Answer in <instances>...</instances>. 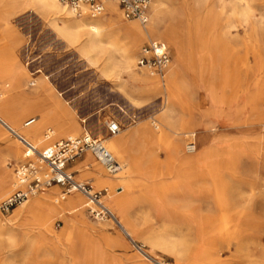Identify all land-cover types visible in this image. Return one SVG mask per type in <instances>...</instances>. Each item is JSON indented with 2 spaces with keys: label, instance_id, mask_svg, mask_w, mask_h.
<instances>
[{
  "label": "rangeland",
  "instance_id": "1",
  "mask_svg": "<svg viewBox=\"0 0 264 264\" xmlns=\"http://www.w3.org/2000/svg\"><path fill=\"white\" fill-rule=\"evenodd\" d=\"M220 3V0H168L167 8L171 11L167 21H171L180 34L179 42L185 48L192 27L197 29L198 38L207 40L210 47L208 53L192 52V58L186 63L178 62L184 79L182 88H186L182 113L190 118L194 112L196 120L202 122L201 112L207 111L206 123L197 127L196 136L181 139L182 157L194 154L201 161L199 170L204 179H209L207 195L201 193L197 197L198 192L193 190L191 194L197 202L185 204V210L180 209V199L189 186L180 193L170 185L182 168L176 165L175 173L166 170L170 149L163 146L159 164L150 163L134 174L136 185L131 190V201L124 205L125 212L136 224V244H132L112 220L97 219L83 194L74 192L66 200L57 202L62 190L55 186L31 196L9 215L0 213V223L14 228L17 236L14 246L0 247L3 260H10L11 264H36L37 261L42 264H264V0H225L228 13L221 12ZM230 5L237 6L238 18L229 16L234 8ZM121 20L126 24H141L139 20ZM54 26V17L39 10L32 0H0V64L9 71L0 85L10 84L0 91H11L7 96L5 93L4 98L0 92V102L7 97L14 100V112L34 104L36 109L23 116L22 124L32 118L37 119L32 127L38 124L36 114L40 110L41 115L44 105L54 107L65 120H70L72 105L77 118L87 120V123L81 122L82 125L103 139V136L110 137L107 123L111 120L119 121L126 133L134 119H148L162 108L166 96L163 91L146 102L150 104L145 108L135 109L120 91L116 75L104 74L100 64L87 63L57 36ZM148 38L143 37L138 45L136 65ZM162 41L171 51L173 65H177L176 44ZM204 61L214 63L215 72L206 70L202 80L200 68ZM136 65L139 73L145 72ZM124 78L130 81L125 84L129 89L142 90L141 83L129 80L128 74H124ZM199 107L202 108L199 110ZM44 134L52 135L50 129L44 130L40 150L69 138L65 135L55 138L53 134L50 141L43 142ZM13 141L21 146L18 158L8 153V144ZM190 142L197 146L193 154L187 152ZM23 152V144L0 124V162H6V166H0V180L14 171L16 181L17 167L24 161ZM88 155L89 169L99 166L106 178H117ZM161 168L164 170L161 181L169 185L167 191L164 190L165 197L148 194L144 186ZM81 174L76 171V178L90 181L96 190H104V194L108 191L107 205L113 206V195L123 191L118 189L119 182L110 189L97 187L94 180L78 177ZM215 186L225 192L221 203L230 205L231 212L214 197ZM12 188L0 203L16 186ZM76 195L84 197L82 206L75 203ZM35 198L44 200L42 214L40 211L33 215L18 214L26 211ZM42 215L51 221L49 239L44 242L39 234L43 228ZM24 218L30 221L21 220ZM47 258H51V262L46 261Z\"/></svg>",
  "mask_w": 264,
  "mask_h": 264
},
{
  "label": "bare ground",
  "instance_id": "2",
  "mask_svg": "<svg viewBox=\"0 0 264 264\" xmlns=\"http://www.w3.org/2000/svg\"><path fill=\"white\" fill-rule=\"evenodd\" d=\"M32 2L35 6H37V8H39V10L41 8L54 17V29L57 36L63 39L68 46L74 48L77 53L83 56L87 63L89 62L92 65L100 64L104 74L107 75L111 73V75H116L120 91L125 98L129 100L131 105L135 107V109L145 108V106L150 104L146 102L152 100L158 92L163 91L166 94L162 108L148 119H134L132 124L127 126L128 129L126 133H123L122 129L116 136L104 137L102 135L106 147L122 164V170L116 175H113L117 176V178H106L99 166L95 167V169L84 168L80 171L82 174L78 176L83 179H92L94 180L95 186L106 187L107 189L115 187L118 185L116 182H119L120 187L118 189H123V191L118 193V195H113V206L111 204L107 205L106 201L109 195L107 190H105L107 193L103 198V201L105 202H103V204L113 215L110 220H112L119 227L124 236H126L132 244H136V224L133 223L131 220L132 218H129L128 213L125 212L124 205L131 201V190L136 185L134 174L140 172L142 169H145L150 163L159 164L161 161L160 148L165 146V148L168 147L170 149V163L166 162L168 167L166 170H171L175 173V171H178V167L176 169V165L182 168L180 169L181 171L178 172L180 175H176L178 178L171 182L170 185L180 193L186 190L187 185L189 186L185 196H182L180 199L179 207L181 210H185V204L197 202V199L192 197L191 192L193 190L198 192L197 197L201 193L202 196L203 194L207 195L209 191V179L208 177L207 179H204L202 172L199 170L201 163L199 157L194 156L193 153H191L193 156L188 158L182 157L181 139L183 137L196 136L195 132L197 127H201L206 123L205 118L207 117V111L201 112L204 119L202 122L196 120L194 112L190 118H187L185 114L182 113L184 112L182 107L186 105L183 103V100L185 99H183V94L184 91H186V88H182L184 79L182 78L183 74L181 66L179 65V63H186L189 59H191V55L193 53L196 54L200 51H204L206 53L210 52L208 42H206L207 40L205 41L198 38L197 29L192 26L189 31L187 47L185 48L184 45L179 42L181 37L180 34H178L174 29L171 21H167L169 15H171V11L167 9L168 0H154L148 11L149 22L145 25L137 22L127 24L123 23L121 20V18L124 20L122 10L114 1L106 2L105 11L101 14L102 18L101 16H98L97 18L92 17L96 18L94 20H89L86 15H83V17L80 18L71 9L63 5L60 0H32ZM220 2L221 12L228 13L229 10L225 0H220ZM85 13L88 14L87 12ZM230 15L238 18L237 6L231 9L229 16ZM153 35L168 43H172L173 45L176 44L178 50V57L176 58L177 65H173L172 63L166 69L163 78L151 75L146 71L139 73L135 68V53L137 52L138 45L143 37ZM194 38L196 40V45L194 43ZM190 62L191 61H189V63ZM205 63L207 65H205ZM194 66L195 64L192 67L195 68ZM5 68V66L0 64V80L4 79L9 74V71H6ZM206 70L212 73L213 71L215 72L214 63H210V61L207 63V61H204V64L201 65L200 72L202 80L203 74H205L204 72ZM124 74H128V76H130L129 80L141 83L142 90L134 91L129 89L130 87H127L125 84L130 81L124 78ZM9 87L10 84L8 82L4 85L3 83L0 85V88H4L5 90ZM0 92H2L1 96L3 97L5 93L7 96L11 91L7 90V92ZM59 96L62 97L67 104H71V102L65 100L63 93L59 92ZM213 97H215V93H213ZM7 98L0 102V124L20 143V137H23L38 148L40 146V137L45 129H50L52 135L44 134V138L42 140L43 142H46L47 140L50 141L53 134L55 138H58L61 135L72 137L80 134L82 130H87V127L81 123L84 121L87 123V120L81 119L80 121L77 118L78 114L75 113V108L72 105H70L72 109L69 113L70 120H65L54 107L44 105L41 115L40 110H38V113L36 114L40 122L31 128H26L25 124L21 123V119L24 115H27L36 109L34 104L26 106L21 111L14 112L12 106L16 102H13L14 100L10 101V99ZM187 105H189V103ZM201 108L202 107H199V110ZM162 150L164 149L162 148ZM8 153L18 158L22 153L21 146L15 141L11 142L8 144ZM0 166H6V162H0ZM77 168H79V166ZM163 174L164 170L161 168V170L148 178V184L144 185L147 188L148 194L166 195L164 190L167 191L169 185L164 184L161 181ZM210 176L213 178V174H210ZM13 179L14 171H11V173H8L6 176L1 178L0 199L10 193L13 189L12 187L16 186V181L14 182ZM214 188V197L218 200V203L223 202L226 196L225 192L223 189H220L219 186H215ZM74 199L77 205L82 206V204H84V197L81 195H76ZM43 205V199L35 198L30 203L26 211H19L18 214L27 213L33 215L39 211L40 214H42L41 208ZM224 208H226L229 212L232 210L230 205H224ZM42 216L43 217L40 218V221H42L41 224H43V228L39 234L44 242L49 239V234L47 232L51 221L48 216ZM16 241L17 236L15 229L10 227L6 228L0 223V247L3 245H7L8 247L14 246ZM49 260L51 262V258L46 259V261ZM9 263L11 264L12 261H5L0 257V264Z\"/></svg>",
  "mask_w": 264,
  "mask_h": 264
},
{
  "label": "built area",
  "instance_id": "3",
  "mask_svg": "<svg viewBox=\"0 0 264 264\" xmlns=\"http://www.w3.org/2000/svg\"><path fill=\"white\" fill-rule=\"evenodd\" d=\"M63 5L77 15L87 12L91 17H98L105 11L108 1L117 2L126 20H139L143 25L149 22L148 11L154 0H60ZM172 64L170 49L159 39L149 37L143 45L137 60L139 70L163 78L166 69ZM35 118L25 123L32 126ZM122 130L117 120L107 123L109 136H116ZM25 147L24 161L16 170V190L0 203V213L9 214L16 207L24 204L33 195L45 192L53 186H60L63 191L57 201L65 200L68 195L79 192L88 199V207L97 219L113 217L103 204L104 190H96L89 181H79L68 170L69 163L91 153L109 175H116L122 170V164L106 147L103 139L88 131L82 135L62 139L40 150L29 140L20 137ZM197 146L190 142L187 152L194 153Z\"/></svg>",
  "mask_w": 264,
  "mask_h": 264
},
{
  "label": "crops",
  "instance_id": "4",
  "mask_svg": "<svg viewBox=\"0 0 264 264\" xmlns=\"http://www.w3.org/2000/svg\"><path fill=\"white\" fill-rule=\"evenodd\" d=\"M154 2V1H153ZM117 3V2H116ZM118 4V3H117ZM119 5V4H118ZM152 5V4H151ZM119 7H120V5H119ZM120 9H121V7H120ZM82 15H86V16H88L89 18H91V19H96V18H92L91 16H89L88 14H86V13H83ZM149 36H147V38H148ZM156 39H158V38H156ZM160 40V39H159ZM162 41V40H161ZM166 45V44H165ZM167 46V45H166ZM168 47V46H167ZM138 68V67H137ZM141 71H144V70H141ZM32 127V126H31ZM85 131H88V130H85ZM89 132V131H88ZM72 137H74V136H72ZM62 140V139H61ZM57 143V142H56ZM55 144V143H54ZM53 145V144H52ZM24 152H25V147H24ZM24 152H23V157H24ZM88 154H91V153H87V154H85L83 157H81V158H79V159H77V160H75V161H73V162H71V163H69V165H68V170L70 171V172H72V173H74V174H76V171H81V170H83L84 168H89L88 166H87V161L89 160V155ZM92 155V154H91ZM93 156V155H92ZM94 157V156H93ZM95 158V157H94ZM96 159V158H95ZM24 160V159H23ZM23 162V161H22ZM98 162V161H97ZM79 166V168H77ZM75 176H77V175H75ZM90 182V181H89ZM53 187H55V186H53ZM57 187H59V188H61L60 186H57ZM52 188V187H51ZM50 188V189H51ZM50 189H48V190H50ZM48 190H46L45 192H47ZM61 190L63 191V189L61 188ZM45 192H41V193H39V194H43V193H45ZM62 193V192H61ZM59 197V196H58ZM58 199V198H57ZM67 199V198H66ZM65 199V200H66ZM61 201H63V200H61ZM57 202H59V201H57ZM17 208V207H16ZM15 208V209H16ZM14 209V210H15ZM13 210V211H14ZM13 211H11V212H13ZM11 212L9 213V214H11ZM9 214H7V215H9ZM2 215H4V216H6L5 214H2ZM21 220H23V221H25V222H29L30 221V219L29 218H24V219H21ZM22 238V237H21ZM23 239V238H22ZM36 264H42V262H39V261H37V263Z\"/></svg>",
  "mask_w": 264,
  "mask_h": 264
}]
</instances>
